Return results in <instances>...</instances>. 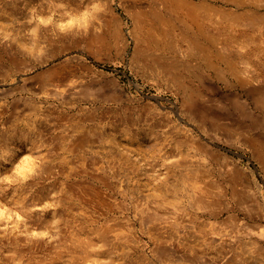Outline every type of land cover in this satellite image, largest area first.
<instances>
[{"label": "rangeland", "instance_id": "374dc122", "mask_svg": "<svg viewBox=\"0 0 264 264\" xmlns=\"http://www.w3.org/2000/svg\"><path fill=\"white\" fill-rule=\"evenodd\" d=\"M95 249L264 264V0H0V264Z\"/></svg>", "mask_w": 264, "mask_h": 264}, {"label": "bare ground", "instance_id": "6f19581e", "mask_svg": "<svg viewBox=\"0 0 264 264\" xmlns=\"http://www.w3.org/2000/svg\"><path fill=\"white\" fill-rule=\"evenodd\" d=\"M162 1V0H161ZM177 1V0H176ZM138 2V1H137ZM156 5V4H155ZM145 6V5H144ZM166 6V5H165ZM162 7V6H161ZM177 8V7H176ZM148 10V9H147ZM146 10V11H147ZM135 11V10H134ZM163 11V10H162ZM181 11V10H180ZM158 12V11H157ZM147 13V12H146ZM145 13V14H146ZM142 14V13H141ZM178 15V14H177ZM176 15V16H177ZM159 16V15H158ZM161 16V15H160ZM153 18H154V16H152ZM148 18H150V17H148ZM158 19V18H157ZM112 20V19H111ZM115 22V21H114ZM117 23V22H116ZM65 27H66V29L67 30H70V29H72L73 27H71V28H69V24H66L65 25ZM119 27V26H118ZM121 28V27H120ZM120 28H118V29H120ZM86 30V29H85ZM119 31V30H118ZM67 32V31H66ZM149 32V31H148ZM80 34V33H79ZM69 36V35H68ZM120 36V35H119ZM97 38V37H96ZM152 38V37H151ZM153 41V40H152ZM110 43V42H109ZM86 45V44H85ZM99 45V44H98ZM108 46V45H107ZM98 48V47H97ZM109 48V47H108ZM140 54V53H139ZM135 55H138V54H135ZM141 56V55H140ZM143 57V56H142ZM154 58H155V56H154ZM145 59V58H144ZM153 61V60H152ZM168 61V60H167ZM166 62V61H165ZM144 63H146V62H144ZM169 63V62H168ZM169 66H171V65H169ZM157 67V66H156ZM166 67V66H165ZM173 67V66H172ZM161 68H163V66L162 67H160V69ZM167 70V69H166ZM158 71V70H157ZM175 80V79H174ZM101 142V141H100ZM108 144V143H107ZM118 153V152H117ZM172 155V154H171ZM227 159V158H226ZM176 164V163H175ZM183 165V164H182ZM19 170L20 171H24L25 170V167H24V165H21V164H19ZM179 171H181V170H179ZM195 173H197V172H195ZM226 174V173H225ZM229 174V173H228ZM241 174V173H240ZM180 175V174H179ZM182 176V175H181ZM223 176V175H222ZM182 178V177H181ZM210 179V178H209ZM226 181V180H225ZM228 181V180H227ZM174 182V181H173ZM231 182V181H230ZM223 183V182H222ZM221 183V184H222ZM183 184V183H182ZM241 186V185H240ZM206 187V186H205ZM246 189V188H245ZM164 190V189H163ZM170 190V189H169ZM228 190V189H227ZM251 191V190H250ZM198 192V191H197ZM160 193V192H159ZM158 193V194H159ZM169 193V192H168ZM197 194V193H196ZM190 196V195H189ZM197 196H198V194H197ZM132 199V198H131ZM231 199V198H230ZM199 201H200V199H199ZM131 203V202H130ZM182 203V202H181ZM189 204V203H188ZM241 204V203H240ZM147 205V204H146ZM172 205V204H171ZM191 206V205H190ZM201 206H202V204H201ZM224 206V205H223ZM116 207V206H115ZM124 207V206H123ZM221 207V206H220ZM200 208V207H199ZM227 208V207H226ZM113 209V208H112ZM180 209V208H179ZM201 209V208H200ZM210 209V208H209ZM213 209V208H212ZM130 210V209H129ZM173 210V209H172ZM175 210V209H174ZM191 210V209H190ZM99 211V210H98ZM117 211V210H116ZM123 211V210H122ZM129 212V211H128ZM135 212V211H134ZM145 212V211H144ZM191 212V211H190ZM193 212V211H192ZM196 212V211H195ZM204 212V211H203ZM202 212V213H203ZM206 212V211H205ZM233 212V211H232ZM113 213V212H112ZM116 213V212H115ZM117 213H119L118 211H117ZM133 213V212H132ZM179 213V212H178ZM201 213V214H202ZM128 214V213H127ZM126 214V215H127ZM146 214V213H145ZM185 214V213H184ZM169 215V214H168ZM237 215V214H236ZM112 216H114L113 214H112ZM128 216H129V214H128ZM182 216V215H181ZM199 216V215H198ZM205 216V215H204ZM211 216V215H210ZM240 216V215H239ZM132 217V216H131ZM134 217V216H133ZM156 217V216H155ZM172 217V216H171ZM208 217V216H207ZM219 217V216H218ZM157 218V217H156ZM198 218V217H197ZM114 220V219H113ZM182 220H183V218H182ZM189 220V219H188ZM193 220V219H192ZM159 221H161V220H159ZM171 221V220H170ZM184 222V221H183ZM204 222V221H203ZM244 222V221H243ZM261 222V221H260ZM125 223V222H124ZM133 223V222H132ZM185 223V222H184ZM149 224V223H148ZM147 224V225H148ZM168 224V223H167ZM122 225V224H121ZM126 225V224H125ZM133 225V224H132ZM152 225V224H151ZM195 225V224H194ZM199 225V224H198ZM205 225V224H204ZM212 225V224H211ZM210 225V226H211ZM218 225V224H217ZM127 226V225H126ZM128 226H130V225H128ZM142 226V225H141ZM241 226V225H240ZM180 227V226H179ZM197 227V226H196ZM212 227V226H211ZM218 227V226H217ZM221 227V226H220ZM125 228V227H124ZM157 228V227H156ZM177 228V227H176ZM216 228V227H215ZM215 228H214V230H215ZM134 229V228H133ZM132 229V230H133ZM143 229V228H142ZM168 229H169V227H168ZM174 229V228H173ZM200 229H203V228H200ZM113 230H114V228H113ZM125 230V229H124ZM157 231H158V229H156ZM210 230V229H209ZM119 231V230H118ZM136 231V230H135ZM173 231V230H172ZM115 232H116V230H115ZM122 232V231H121ZM129 232V231H128ZM159 232V231H158ZM155 233V232H154ZM160 233V232H159ZM190 233H191V231H190ZM104 234V233H103ZM107 234V233H106ZM118 234H120V233H118ZM136 234V233H135ZM235 234V233H234ZM233 234V235H234ZM159 235V234H158ZM164 235V234H163ZM221 235V234H220ZM232 235V236H233ZM128 236V235H127ZM156 236V235H155ZM172 236V235H171ZM181 236V235H180ZM187 236V235H186ZM120 237V236H119ZM157 237V236H156ZM195 237V236H194ZM243 237V236H242ZM118 238V237H117ZM159 238V237H158ZM172 238H174V237H172ZM229 238V237H228ZM120 239V238H119ZM140 239H141V237H140ZM161 239V238H160ZM169 239V238H168ZM178 239H180V238H178ZM201 239V238H200ZM199 239V240H200ZM136 240H137V238H136ZM186 240V239H185ZM218 240V239H217ZM114 241V240H113ZM201 241H203V240H201ZM99 242V241H98ZM128 242V241H127ZM157 242V241H156ZM168 242V241H167ZM205 242V241H204ZM219 242H220V239H219ZM114 243V242H113ZM119 243V242H118ZM121 243V242H120ZM182 243H183V241H182ZM232 243V242H231ZM129 244V243H128ZM196 244V243H195ZM198 244V243H197ZM247 244V243H246ZM250 244H251V242H250ZM131 245H133V244H131ZM168 245V244H167ZM209 245V244H208ZM249 245V244H248ZM87 246V245H86ZM137 246V245H136ZM135 247V246H134ZM86 248V247H85ZM126 248V247H125ZM223 248V247H222ZM116 249V248H115ZM249 249V248H248ZM135 250V249H134ZM166 250V249H165ZM90 251V250H89ZM242 251V250H241ZM243 252H245V251H243ZM106 253V252H105ZM104 252H99V251H97L96 249L95 250H91V252L89 253V255H88V257L85 259V261L83 262V264H104V263H101L100 262V255L101 254H104V255H106ZM109 253V252H108ZM131 253V252H130ZM164 253V252H163ZM123 254V253H122ZM127 254V253H126ZM216 254V253H215ZM169 255V254H168ZM218 255V254H217ZM53 256V255H52ZM170 256V255H169ZM164 258V257H163ZM128 259V258H127ZM131 259V258H130ZM78 260V259H77ZM168 260V259H167ZM131 261V260H130ZM170 261V260H169ZM125 262V261H124ZM123 264V263H122ZM216 264V263H215Z\"/></svg>", "mask_w": 264, "mask_h": 264}]
</instances>
